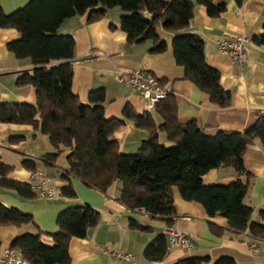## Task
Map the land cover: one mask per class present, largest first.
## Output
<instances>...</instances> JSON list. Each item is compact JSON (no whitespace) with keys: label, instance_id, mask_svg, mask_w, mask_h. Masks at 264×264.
I'll list each match as a JSON object with an SVG mask.
<instances>
[{"label":"trees","instance_id":"obj_1","mask_svg":"<svg viewBox=\"0 0 264 264\" xmlns=\"http://www.w3.org/2000/svg\"><path fill=\"white\" fill-rule=\"evenodd\" d=\"M242 6L247 0H234ZM196 5L204 6L212 18L227 11L226 2L216 0H30L11 14L3 11L0 2V29H15L19 37L7 44V49L18 59H29L33 69L19 79L22 84L36 88V104L0 103V122L31 125L50 138L59 149L71 150L69 170L63 174L67 185L60 189L63 196L75 199L77 193L71 178L89 188L106 194L117 181L122 183L118 201L131 211L162 219L173 227L178 219L174 202V188L182 198L201 204L210 217L221 215L228 221V230L248 233L264 241V210L260 222H253V208L244 203L249 184L236 180L229 185H206L203 177L211 170L233 167L240 175L251 177L244 166V156L250 145L260 140L264 148V112L255 123L242 132L219 131L211 136L196 122L180 124L174 95L156 107L163 123L156 126L149 111L136 114L126 109L139 128L150 131L136 153L120 151L115 132L123 124L119 119H107L104 113L106 89L89 94L84 104L73 91L76 42L71 35L59 33L67 19L89 13L88 22L103 17L108 10L120 8L123 16L119 26L127 33V44L152 41L149 53L160 54L168 44L160 39L159 28L173 33L172 48L178 66L185 69V78L207 93L215 105L228 107L231 92L221 84V75L207 60L204 41L187 32L194 18ZM255 45L264 46L263 33L252 38ZM159 131L167 134L171 146L160 144ZM60 152L46 154L42 160L54 163ZM28 170L35 172L36 163L23 161ZM12 167L0 161V187L11 189L25 199H34L32 186L9 178ZM101 218L98 210L89 204L77 205L62 211L57 219L56 233L25 234L11 244L29 264H70L69 245L73 238H85ZM34 224V217L0 202V227ZM130 227L141 232L152 228L130 219ZM210 230L222 235L224 228L210 223ZM169 252L164 234L159 235L145 249L150 262L163 261ZM209 257H191L175 264H202ZM216 264H237L232 258L219 259Z\"/></svg>","mask_w":264,"mask_h":264},{"label":"crops","instance_id":"obj_2","mask_svg":"<svg viewBox=\"0 0 264 264\" xmlns=\"http://www.w3.org/2000/svg\"><path fill=\"white\" fill-rule=\"evenodd\" d=\"M172 1V0H167ZM226 2L227 11L218 18L208 15L204 6L196 5L194 18L188 33L201 37L204 41L206 60L218 70L222 86L231 92L228 107L221 108L212 103L209 95L185 78L186 71L178 66L172 48L173 33L158 29L160 39L168 44L164 53L151 54L152 41L142 44H127V33L119 26L123 11L110 9L100 19L88 22L89 13L63 22L59 33L71 35L76 42L73 62V91L84 104L89 102L91 91L105 88L104 113L107 119H119L123 124L115 132L120 151L136 153L143 141L150 137V131L136 126L134 119L126 115V109L143 114L141 93L120 83L118 70H143L160 79L174 95L177 105V119L180 124L196 122L207 135L214 136L219 131L242 132L251 127L257 116L264 112V46L252 41L253 36L263 33L264 0H247L238 6L234 0ZM3 11L11 14L26 6L30 0H0ZM19 37L15 29H0V103L36 104V88L22 84L19 79L32 73L29 59H18L7 49V44ZM245 37L247 59L241 66L221 56L218 41ZM156 126L163 123L157 109L150 111ZM168 141L167 134L159 131V141ZM169 142V141H168ZM171 143V142H169ZM164 144V143H163ZM60 152L54 163L42 160L46 154ZM69 148L56 149L48 136L31 125L0 122V161L12 167L9 178L29 183L32 171L24 167L23 161L30 159L36 163L37 171L43 174L48 185L58 191L67 185L63 179L70 166ZM244 166L251 177L240 175L233 167L211 170L203 177L206 185H229L236 180L249 184L244 203L253 208L252 221L260 222L264 210V148L260 140L250 145L244 156ZM77 198L60 196L43 199H25L17 191L0 187V202L31 214L34 224L0 227V264L4 251L12 242L25 234L56 233L59 231L57 219L67 208L89 204L101 214L95 228L88 231L85 238H73L69 245L70 264H175L191 257H209L202 264H216L219 259L232 258L237 264H264V241L248 233L236 234L228 230V221L221 215L210 217L206 209L197 202L182 198L178 188H174V202L178 219L173 228L184 232L190 241L189 249L170 245L166 258L161 262H150L144 256L146 247L159 235L164 234L166 223L141 212L131 211L119 201L122 183L117 181L106 194L89 188L77 179L71 178ZM150 226V232L133 230L130 219ZM210 223L224 228L222 235L210 230ZM106 250H108L106 252ZM123 251L134 256L131 262L117 260L112 252Z\"/></svg>","mask_w":264,"mask_h":264},{"label":"built area","instance_id":"obj_3","mask_svg":"<svg viewBox=\"0 0 264 264\" xmlns=\"http://www.w3.org/2000/svg\"><path fill=\"white\" fill-rule=\"evenodd\" d=\"M247 42V38L237 37L234 39L220 40L217 45L221 56L242 66L247 59ZM117 76L122 85L132 87L141 93L146 111L150 112L155 110L157 105L166 100L171 94V91L167 89L166 85L160 79L141 69L133 71L118 70ZM29 184L32 186L34 193L40 198L53 199L62 196L60 191L48 185L40 171L32 172ZM163 233L168 238L171 246L181 249L190 248L189 238L184 232L173 227H166ZM112 255L121 261L131 262L134 260L132 254L121 250L112 252ZM2 264L29 263L24 260L19 252L8 248L4 251Z\"/></svg>","mask_w":264,"mask_h":264},{"label":"rangeland","instance_id":"obj_4","mask_svg":"<svg viewBox=\"0 0 264 264\" xmlns=\"http://www.w3.org/2000/svg\"><path fill=\"white\" fill-rule=\"evenodd\" d=\"M159 142H160V144H163V143H164V145H166V146H168V147L172 145V143H169V142L166 141L165 139H164V140L162 139V141L160 140Z\"/></svg>","mask_w":264,"mask_h":264}]
</instances>
